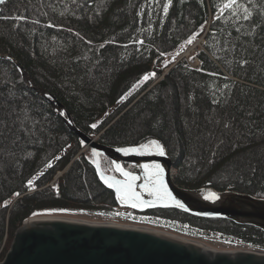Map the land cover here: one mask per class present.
Wrapping results in <instances>:
<instances>
[{
    "label": "trees",
    "instance_id": "1",
    "mask_svg": "<svg viewBox=\"0 0 264 264\" xmlns=\"http://www.w3.org/2000/svg\"><path fill=\"white\" fill-rule=\"evenodd\" d=\"M223 2L7 0L0 15L26 19L0 20V53L13 57L38 87L57 98L81 131L95 136L106 129L101 143L123 148L158 140L174 161L178 170L174 180L180 187L213 188L264 199V73L259 66L241 71L236 65L238 55L253 58L250 48L248 52L243 49L249 47L250 39L253 43L259 39L244 35L246 24L236 32L239 25L232 17L226 22L214 19ZM196 33L197 37L206 33V50L198 55L200 70L183 59L155 85L150 79L133 88L155 64L166 62ZM230 46L235 51H229ZM161 75L162 71L156 78ZM224 83L234 85L229 93L234 102L226 108L212 102L213 92ZM215 98L222 99L219 92ZM248 111L253 112L252 117H245ZM228 119H233L232 130L224 129ZM92 124L97 127L91 128ZM82 144L50 104L26 86L17 66L0 59L2 258L17 230L37 213L118 212L121 203L112 193L104 189L109 196L102 200L93 201L87 193L86 198H79L66 176L57 180L58 192L50 187L29 193L32 186L52 180L56 170L75 158ZM63 148L68 154L54 167L53 157ZM80 158L82 170L90 169L99 182L94 159ZM99 164L103 172H113L110 159L100 155ZM124 167L132 173L140 168L127 163ZM149 214L188 222L210 234L264 250V231L252 225L200 218L178 209H156Z\"/></svg>",
    "mask_w": 264,
    "mask_h": 264
},
{
    "label": "water",
    "instance_id": "2",
    "mask_svg": "<svg viewBox=\"0 0 264 264\" xmlns=\"http://www.w3.org/2000/svg\"><path fill=\"white\" fill-rule=\"evenodd\" d=\"M0 59L13 62L21 72L26 86L50 104L86 148L91 152L95 149L99 155L94 156V164L96 170L99 167V172H103L99 164L100 155L122 167L124 163L139 165L138 175L144 173V162L165 164L167 186L184 208L170 202L167 206L157 203L144 208L131 207L132 209L139 212L178 209L192 216L227 219L238 225H252L264 231V199L233 191L220 192L213 188L190 190L180 187L172 175L174 161L171 157L123 155L116 150L120 147L101 143L100 137L104 132L99 133L98 137H92L81 131L65 106L48 91L38 87L18 61L2 53ZM99 172L97 171L99 181L115 192L114 188H109L100 179ZM105 176L115 177L116 180L124 179L122 176ZM137 185L136 189H143L142 182L138 181ZM210 193H215L219 199H205ZM201 194L205 196L202 197ZM174 235L176 234L162 227L131 224L104 215L47 210L33 215L17 230L11 248L0 264H264V251L216 252L205 245Z\"/></svg>",
    "mask_w": 264,
    "mask_h": 264
},
{
    "label": "snow or ice",
    "instance_id": "3",
    "mask_svg": "<svg viewBox=\"0 0 264 264\" xmlns=\"http://www.w3.org/2000/svg\"><path fill=\"white\" fill-rule=\"evenodd\" d=\"M168 4H172V0H167ZM7 0H0V5H5ZM4 11L3 8H0V14ZM169 8L165 6L163 8V12L165 15L168 14ZM255 13V15H254ZM228 17H232L237 25L236 32H241L242 27L246 24L247 31L244 32L246 37H256L259 39V43H253L250 39L248 41V48H244V52H248L249 48L251 49L252 59H249L246 55H238L236 58V65L241 71H246L247 69L255 70L257 66H259V70L261 73H264V55L258 56L257 53H264V0H224L223 4L216 8V15L214 19L216 21H224L226 22ZM24 20L26 17L22 15H16L14 17H8L0 15V20ZM52 25H49L51 27ZM199 33L193 34L186 40L187 44H192L196 39ZM215 35V33L213 34ZM231 35V33H229ZM139 44L143 45L144 41H138ZM183 48V46H181ZM229 51H235V48L230 46ZM161 56L165 54L163 52L160 53ZM175 57L173 58V60ZM258 61V65H257ZM168 66L167 63L164 65ZM210 75H217L216 73H210ZM156 78V72H148L145 73L141 80L133 85V88H138L139 85L143 82L148 81L149 79ZM225 80L229 78L227 76L224 77ZM234 87L233 84L224 83L222 89H217L213 92V104L217 106L223 105V107H228L231 103H233L232 96L229 94L231 89ZM219 92L222 99H216L215 96ZM243 112V108L240 109ZM245 117H252L253 112L248 111L244 113ZM234 119V118H233ZM233 119H228L224 121V129L232 130L235 125L233 123ZM217 122H219L217 120ZM97 127L96 124H92L91 128L95 129ZM244 127H248L247 124ZM264 131V130H261ZM239 134V133H237ZM253 133H249L251 135ZM118 152L123 153L124 155L135 154V155H158L164 156L166 155L165 147L162 143H160L156 139H149L147 143H141L136 147H123L117 148ZM93 156L99 155L95 149L92 150L91 153ZM114 171L118 172L120 176H122L123 180H116L115 177H106L103 172H99V167L97 171L100 174V179L109 187L114 188L116 192L117 199L121 204L127 205L132 208H144L147 206H153L157 203H161L164 206H167L170 202H174L177 207L184 208V205L180 203V201L176 200L173 196L172 192L169 190L167 183L165 181V170L160 164H145L143 165L144 176H143V185L142 187L145 189L147 196L152 197L150 200H145L141 193L136 191L137 182L141 180V177L133 174L132 172L125 171L124 167H122L119 163L113 162ZM51 167V165H48ZM29 186L32 185V181H28ZM17 196L20 193H16ZM219 199V197L215 193H210L205 196V199ZM134 219V218H133Z\"/></svg>",
    "mask_w": 264,
    "mask_h": 264
},
{
    "label": "rangeland",
    "instance_id": "4",
    "mask_svg": "<svg viewBox=\"0 0 264 264\" xmlns=\"http://www.w3.org/2000/svg\"><path fill=\"white\" fill-rule=\"evenodd\" d=\"M184 47V46H183ZM182 49V48H180ZM178 53L174 54V55H169L168 56V59L166 62L164 63H160V64H156L154 67H153V70L151 72H156V75L162 71V75L159 79L157 78H154V85L162 80L164 78V76L172 69L173 67V61L171 60V58H173L174 56H176ZM165 63H171L169 67H165ZM150 80V79H149ZM144 83V82H143ZM151 85L152 87L154 85ZM150 87V88H152ZM149 88V89H150ZM26 101V100H25ZM132 106V105H131ZM130 106V107H131ZM129 107V108H130ZM64 116H65V113H64ZM116 120V119H115ZM115 122V121H114ZM106 130V129H105ZM104 131H101L102 132H105ZM99 135V134H98ZM98 135H95V136H92V137H98ZM67 148V147H66ZM66 148H63L60 152H57L55 153V156L53 157V163H55L54 167H56L57 165V161L60 160L62 157L64 158L65 156H67L68 152L65 153V149ZM78 153L77 155L75 156V158H73L71 160V162L66 165L63 169H60V170H56L55 171V176L52 180H49L45 185L43 186H38V185H35V186H32L29 193L32 194V193H38V191L41 190V188L43 187L42 190H47L49 189L50 187H52V189L55 190V192H58L60 191L61 189L59 188L58 186V182L57 180L61 179L63 176H66V182L67 184L70 186V188L76 192L77 196H79V198H86L85 197V194H89L93 197V201L97 198L98 200H102V198H107L109 195H106V190H104V188L100 185L97 184V182H95L96 180V176L95 174L92 173V171L90 169H87L86 171H83L82 167H83V161L81 160L80 157H84L86 155L87 157V160L89 162V157L91 159H95V157L91 154L92 152L90 151L89 148H86L83 144L80 146H78ZM73 150H75V147L72 148ZM166 151V150H165ZM164 156H168V152L166 151V155ZM99 159H100V156H99ZM77 161H80V162H77ZM95 161V160H94ZM145 164H156V162H151V163H142V166L145 165ZM95 165V164H94ZM160 165L164 168L165 164L163 162L160 163ZM101 167V166H100ZM86 167H84L85 169ZM108 169V167H105ZM79 170L82 171V174H80L81 172H79ZM178 174V170L176 168V166L174 165V177ZM139 182H143L142 178L141 180H139ZM54 187H53V186ZM138 192L140 193H146L145 189H137ZM102 192V193H101ZM103 196V197H102ZM202 197H204L205 195L204 194H201ZM90 197V196H89ZM91 198V197H90ZM64 211H71V210H64ZM119 213H116V214H112V213H109V214H105V213H90L88 212L87 210H80L78 212H81V213H84V214H89V215H104V216H109V217H112L114 219H117V220H120V221H124V222H128V223H131V224H141V225H146V226H157V225H151L148 220H146L147 218H137V219H133L131 218L130 216H128L127 214H125V212L121 209L118 210ZM142 215V214H140ZM176 235H178L179 237L185 239L186 241L188 240H191V241H194L193 238H190V237H186V235L182 234V233H176ZM231 245H234V246H238L240 247L239 249H244V250H249L251 251V245H247V244H243V243H239L237 241H234L232 240L230 242ZM212 249H217L215 247H212V246H208ZM219 250V249H217ZM6 251V250H5ZM219 251H230V250H219ZM255 251H264V250H255ZM5 254V252L3 253ZM2 254V255H3ZM0 254V257L2 256ZM6 257V256H5ZM1 257L0 259V263L5 259Z\"/></svg>",
    "mask_w": 264,
    "mask_h": 264
},
{
    "label": "built area",
    "instance_id": "5",
    "mask_svg": "<svg viewBox=\"0 0 264 264\" xmlns=\"http://www.w3.org/2000/svg\"><path fill=\"white\" fill-rule=\"evenodd\" d=\"M205 46V35L197 38L192 44H188L184 49L180 50L179 53L174 56L175 59L173 60V58H171V60L173 61V66L178 64L179 62H181L183 59H190L194 56H196L201 50H205L204 48ZM156 65V64H155ZM154 65V66H155ZM190 65L192 68L199 70L201 68V63L199 61V59H194L192 61H190ZM174 173V170H173ZM137 175V174H135ZM53 186V185H52ZM54 187V186H53ZM131 218L137 219V218H147L146 220H148V222L151 225H157V227H162L165 229H168L169 231L173 232V233H182L184 235H186V237H190L193 238L194 243L197 244H202L205 246H212L215 247L219 250H230V251H234V252H238V251H243L244 249H239L240 247L238 246H234L231 245L230 242L232 241V239H226L220 235H209L207 233H205L203 230L192 226L190 223L188 222H182V221H177V220H169V219H165V218H160V217H156V218H149L146 215H130ZM210 248V247H209ZM212 249V248H211ZM215 249V250H217ZM251 250H258L257 248H254L251 246ZM218 252H226V251H218Z\"/></svg>",
    "mask_w": 264,
    "mask_h": 264
},
{
    "label": "flooded vegetation",
    "instance_id": "6",
    "mask_svg": "<svg viewBox=\"0 0 264 264\" xmlns=\"http://www.w3.org/2000/svg\"><path fill=\"white\" fill-rule=\"evenodd\" d=\"M113 163V162H112ZM156 164H160V163H156ZM114 165V164H113ZM95 166V165H94ZM102 170V169H101ZM139 170H140V168H139ZM126 171H129L128 169L126 170ZM95 172H96V175H97V170H96V167H95ZM104 174H106V175H112V176H116V177H120L121 178V176L116 172V171H114V167H113V172H109V171H105V172H103ZM98 178V177H97ZM99 180V179H98ZM97 184L98 185H100V186H102L104 189H106L109 193H112L116 198H117V196H116V193L114 192V191H112V190H109L108 188H106L100 181L99 182H97ZM144 189V188H143ZM139 193V192H138ZM142 195H143V197L144 198H146V199H152V197H149V196H147V194L145 193H141ZM118 208H120L121 210H123L124 212H125V214H127V215H134V214H144V215H146V216H148L149 218H151V219H153V218H156V217H159V216H156V215H152V214H149V211H153V210H149V211H147V212H139V211H137V210H134V209H132L131 207H129V206H127V205H124V204H121V206H119ZM161 210V209H160ZM163 210H167V209H163ZM134 211V212H133ZM165 219H168V218H165ZM169 220H173V219H169ZM177 221H179V220H177Z\"/></svg>",
    "mask_w": 264,
    "mask_h": 264
},
{
    "label": "bare ground",
    "instance_id": "7",
    "mask_svg": "<svg viewBox=\"0 0 264 264\" xmlns=\"http://www.w3.org/2000/svg\"><path fill=\"white\" fill-rule=\"evenodd\" d=\"M28 73V72H27ZM75 134V133H74ZM124 155V154H123ZM141 178H142V180H143V176H144V173H141L140 175H139ZM41 189H43V187L41 188ZM184 238V237H183ZM185 240V239H184ZM191 242V241H190ZM202 245V244H201ZM209 248V247H208ZM211 249V248H210ZM211 250H214V249H211ZM214 251H216V252H218L219 250H214ZM243 251H249V250H243ZM252 252H257V251H254V250H251ZM250 251V252H251ZM227 253H235L234 251H226ZM258 252H260V251H258Z\"/></svg>",
    "mask_w": 264,
    "mask_h": 264
}]
</instances>
